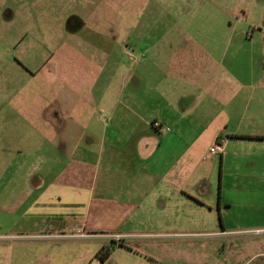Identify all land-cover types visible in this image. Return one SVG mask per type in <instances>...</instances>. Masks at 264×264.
<instances>
[{"label":"crops","instance_id":"1","mask_svg":"<svg viewBox=\"0 0 264 264\" xmlns=\"http://www.w3.org/2000/svg\"><path fill=\"white\" fill-rule=\"evenodd\" d=\"M186 3L167 39L104 43L124 61L95 105L32 130L72 147L0 194V264H264V44Z\"/></svg>","mask_w":264,"mask_h":264},{"label":"rangeland","instance_id":"2","mask_svg":"<svg viewBox=\"0 0 264 264\" xmlns=\"http://www.w3.org/2000/svg\"><path fill=\"white\" fill-rule=\"evenodd\" d=\"M186 2L190 0H0V194L15 183L23 186L25 173L39 170L46 151L54 147L56 157L60 146L72 147L71 142L51 145L32 130L45 118L67 121L68 110L95 105L85 95L98 96L124 61L116 48L106 62L104 43L121 44L136 29L141 44L167 39V30L180 26L176 9ZM205 2L210 28L218 27L223 10L243 33L257 26L251 42L264 44V0H192L195 6ZM7 220L0 214L1 230L7 229Z\"/></svg>","mask_w":264,"mask_h":264},{"label":"built area","instance_id":"3","mask_svg":"<svg viewBox=\"0 0 264 264\" xmlns=\"http://www.w3.org/2000/svg\"><path fill=\"white\" fill-rule=\"evenodd\" d=\"M155 125L157 126L158 123L154 122V126ZM166 130H168V128H166ZM209 150L212 153H217L218 151L221 150V144H215V145L211 146L209 148ZM245 232H249V233H252V234H264V228H254V229H251V230H247ZM112 237L115 238V239H120L121 235L120 234H114Z\"/></svg>","mask_w":264,"mask_h":264},{"label":"trees","instance_id":"4","mask_svg":"<svg viewBox=\"0 0 264 264\" xmlns=\"http://www.w3.org/2000/svg\"><path fill=\"white\" fill-rule=\"evenodd\" d=\"M244 137H248V136H244ZM254 137H261V136H254ZM109 253H110V247L103 246L100 249L98 256L103 261L109 255Z\"/></svg>","mask_w":264,"mask_h":264}]
</instances>
